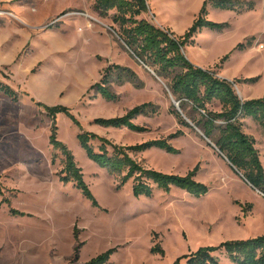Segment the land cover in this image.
Returning <instances> with one entry per match:
<instances>
[{
	"label": "rangeland",
	"instance_id": "obj_1",
	"mask_svg": "<svg viewBox=\"0 0 264 264\" xmlns=\"http://www.w3.org/2000/svg\"><path fill=\"white\" fill-rule=\"evenodd\" d=\"M205 1L146 0L148 9L140 18L182 36ZM232 1L231 9L208 3L205 18L227 25L202 29L195 44L186 46V56L230 81L255 78L234 87L242 99L261 98L264 0ZM94 2L0 0V264H88L110 249L115 250L106 264H173L202 246L264 234V194L197 128L180 124L170 113L178 102L165 83L126 50L112 17H101ZM5 11H15V17ZM239 44L245 47L236 49ZM112 63L131 68L142 85L112 80L110 90L118 98L108 101L92 85L101 82ZM147 102L159 109L133 120L145 128L142 132L95 123ZM57 105L67 106L80 122L79 127L58 113L57 138L82 167L98 206L74 182L61 179L65 156L50 141L54 119L45 108ZM210 108L220 110L217 103ZM81 129L123 146L168 139L181 129L184 135L169 140L178 154L151 148L131 155L165 173L187 175L198 167L195 179L209 190L195 196L172 187L136 197L133 180L120 186V176L87 155L78 140ZM244 130L256 139L264 164V128L247 120ZM154 247L164 253L153 252Z\"/></svg>",
	"mask_w": 264,
	"mask_h": 264
},
{
	"label": "trees",
	"instance_id": "obj_2",
	"mask_svg": "<svg viewBox=\"0 0 264 264\" xmlns=\"http://www.w3.org/2000/svg\"><path fill=\"white\" fill-rule=\"evenodd\" d=\"M209 2L220 9H231L234 5L232 0H206L198 17L182 36L140 18L148 9L146 0H95L94 8L101 17H112L114 24L117 25L115 30L126 50L165 83L178 102V109L172 104L170 113L175 115L179 123L197 128L252 188L264 194V164L261 153L256 147V139L244 130L246 119H252L264 128V96L242 99L234 87L236 82H252L255 78L230 81L220 77L214 69H205L193 64L185 53L186 46L195 44V36L202 29H221L227 25L205 18L204 13L208 12L206 7ZM244 47V44H239L236 49ZM231 54L224 56L221 64L217 66L221 67ZM112 80L121 84L131 82L137 87L142 85L141 79L131 68L115 63L109 64L101 82L92 85L108 101H115L118 98V95L110 90ZM13 92L10 88L6 89V93L11 97L14 96ZM213 103L220 106L219 111L210 108ZM45 108L54 119L50 141L54 145V150L61 151L65 156L64 167L60 171L61 179L74 182L84 196L93 205L98 206L97 199L84 179L82 167L76 162L68 146L57 138L58 113L66 114L80 127L79 120L67 106ZM158 109L156 104L147 102L135 106L123 116L97 118L95 123L104 127H125L142 132L145 128L133 120L140 115L154 114ZM182 135L184 131L179 129L168 139L123 146L95 132L81 129L78 140L96 164L121 177L120 186L133 180L132 190L136 197H151L155 190L168 192L172 187L184 189L195 196L205 195L209 190L208 186L195 179L198 167L187 175L165 173L142 166L131 155L133 152L151 148L178 154L179 150L169 140ZM94 142L99 143L97 148ZM12 212L24 215L18 210L12 209ZM114 250L106 251L88 264H106ZM152 251L164 253L160 247L158 249L154 247ZM223 260H226V263H223ZM173 264H264V234L225 240L216 246H202L190 254L178 257Z\"/></svg>",
	"mask_w": 264,
	"mask_h": 264
},
{
	"label": "built area",
	"instance_id": "obj_3",
	"mask_svg": "<svg viewBox=\"0 0 264 264\" xmlns=\"http://www.w3.org/2000/svg\"><path fill=\"white\" fill-rule=\"evenodd\" d=\"M6 15H8L9 17H15V14L13 11H5L4 12Z\"/></svg>",
	"mask_w": 264,
	"mask_h": 264
},
{
	"label": "crops",
	"instance_id": "obj_4",
	"mask_svg": "<svg viewBox=\"0 0 264 264\" xmlns=\"http://www.w3.org/2000/svg\"><path fill=\"white\" fill-rule=\"evenodd\" d=\"M15 12V11H14ZM185 53H186V51H185ZM205 69H209V68H205ZM211 69V68H210ZM218 75L220 76V77H223L222 75H221V73H218ZM224 78V77H223ZM231 80V79H230ZM246 99H250V96H247V97H245ZM247 120H252V119H246L245 120V122L247 121Z\"/></svg>",
	"mask_w": 264,
	"mask_h": 264
},
{
	"label": "bare ground",
	"instance_id": "obj_5",
	"mask_svg": "<svg viewBox=\"0 0 264 264\" xmlns=\"http://www.w3.org/2000/svg\"><path fill=\"white\" fill-rule=\"evenodd\" d=\"M30 250H31V251H34L35 249H33V248H30ZM30 250H28V251H30ZM26 252H27V251H26ZM30 259H32V258H30Z\"/></svg>",
	"mask_w": 264,
	"mask_h": 264
},
{
	"label": "water",
	"instance_id": "obj_6",
	"mask_svg": "<svg viewBox=\"0 0 264 264\" xmlns=\"http://www.w3.org/2000/svg\"><path fill=\"white\" fill-rule=\"evenodd\" d=\"M154 73V72H153ZM240 96V95H239ZM241 97V96H240ZM215 147V145H213Z\"/></svg>",
	"mask_w": 264,
	"mask_h": 264
}]
</instances>
